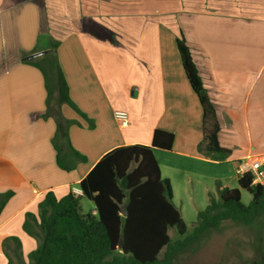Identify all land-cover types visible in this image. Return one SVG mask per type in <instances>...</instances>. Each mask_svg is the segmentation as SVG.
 I'll list each match as a JSON object with an SVG mask.
<instances>
[{"label": "crops", "instance_id": "0c3cea01", "mask_svg": "<svg viewBox=\"0 0 264 264\" xmlns=\"http://www.w3.org/2000/svg\"><path fill=\"white\" fill-rule=\"evenodd\" d=\"M174 13L195 31L187 37L181 27L214 110L219 146L229 151L222 161L201 149L202 110L178 52H107L108 41L121 43L106 19H172ZM55 42L70 101L61 104V117L70 122V146L85 158L74 160L59 141L66 169L56 163V121L46 115L40 69ZM152 108L161 110L156 121ZM168 109L179 119L162 124ZM115 111L127 113L126 128L118 126ZM179 128L180 148L173 140L169 151L152 152L161 178L179 181L187 195L195 180L208 198L207 183L223 187L219 167L232 163L235 171L246 156L264 154V0H0V194L13 192L0 212V264H7L2 242L10 237L19 240L28 263L37 241L22 224L26 213L37 214L47 192L57 199L80 194L79 182L107 152L150 145L155 129L176 136Z\"/></svg>", "mask_w": 264, "mask_h": 264}, {"label": "trees", "instance_id": "16d2710c", "mask_svg": "<svg viewBox=\"0 0 264 264\" xmlns=\"http://www.w3.org/2000/svg\"><path fill=\"white\" fill-rule=\"evenodd\" d=\"M56 46V42L52 43L51 49L43 53L44 59L52 60L56 77L55 108L49 105V80L42 64L40 69L48 92L46 115L56 121L52 140L56 163L66 169L60 161L59 141H65L74 160L85 158L70 146V122L61 117V104L70 101L54 53ZM176 49L202 110L201 149L207 156L222 161L229 151L219 146L213 107L190 51L180 38L176 39ZM173 140L172 133L155 129L150 145L120 146L104 154L79 182L80 194L69 191L57 199L51 191L47 192L38 204L37 214L26 213L22 224L23 231L37 241L36 248L28 254L27 264H174L186 250L195 252L209 233L219 232L224 222L250 227L264 214V183L253 184L252 175L245 174L237 179V185L251 195L248 205L241 203L239 189L217 183L216 197L208 193V204L188 229L172 202L170 183L161 178L152 152L153 149L169 151ZM12 196V191L0 194V212ZM82 197L92 203L94 213L82 212L79 205ZM171 228H176L179 240L171 241L168 235ZM120 240L121 248L118 247ZM9 243L13 245L8 247ZM2 251L7 264H25L17 238L5 239ZM248 264H264L260 246H257L256 258Z\"/></svg>", "mask_w": 264, "mask_h": 264}, {"label": "rangeland", "instance_id": "374dc122", "mask_svg": "<svg viewBox=\"0 0 264 264\" xmlns=\"http://www.w3.org/2000/svg\"><path fill=\"white\" fill-rule=\"evenodd\" d=\"M173 9L169 7L168 10ZM144 14V13H141ZM140 14V15H141ZM175 14L172 19H165L160 17H150L143 19H110L105 20L110 27H112L118 35L117 42L121 44L119 46L108 41L107 49L108 53H177L175 47V40L177 37L184 40L181 32L186 33L187 37L191 34L194 35L195 31L186 27L187 19L183 15H179L176 21ZM186 46L187 43H186ZM43 68L45 69L50 89L49 105L51 108L56 107L57 90L55 84V73L50 58H45L41 61ZM151 111H154L152 108ZM154 121L158 120L161 115V110L156 109ZM153 114V113H152ZM148 116L146 120H149ZM181 118V117H180ZM179 119L174 112L169 109L164 113L162 124H173ZM144 118H141V122H145ZM142 124V123H141ZM174 141L177 148H180L181 130L179 128L178 135L175 136ZM174 147H176L174 145ZM163 174H166L165 168H163ZM220 175L223 176L221 184L227 188H237V179L234 172V165L232 163L225 164L218 168ZM197 181H193L188 187L189 194L184 192V188L179 181L173 180L170 184L172 189V202L180 209L181 218L187 228L196 222L197 214L202 211L208 204V198L205 193H201V184L197 186ZM209 193L215 197L217 195V183H207ZM204 187H207L206 183H203ZM240 201L244 205H248L251 200V195L242 189H239ZM188 197L191 200H187ZM208 197V196H207ZM79 205L83 213H89L92 210L93 205L85 198L79 200ZM168 235L172 242L179 240L181 237L178 235L176 228L168 230ZM257 246L261 247L262 253H264V214H261L250 226L236 225L231 222H224L219 232H211L202 241L199 248L193 252L186 250L184 253L178 256L174 261V264H248L257 256ZM162 254V253H161ZM160 254V258L162 255Z\"/></svg>", "mask_w": 264, "mask_h": 264}, {"label": "built area", "instance_id": "2783aa9c", "mask_svg": "<svg viewBox=\"0 0 264 264\" xmlns=\"http://www.w3.org/2000/svg\"><path fill=\"white\" fill-rule=\"evenodd\" d=\"M114 118L121 129L128 126V116L124 111H115ZM238 178L245 174L252 175L253 184L264 183V154H251L240 160L235 168Z\"/></svg>", "mask_w": 264, "mask_h": 264}, {"label": "water", "instance_id": "95a60500", "mask_svg": "<svg viewBox=\"0 0 264 264\" xmlns=\"http://www.w3.org/2000/svg\"><path fill=\"white\" fill-rule=\"evenodd\" d=\"M29 58H31V57H29ZM123 215H125V213H123ZM118 247H119V248L122 247V240H120Z\"/></svg>", "mask_w": 264, "mask_h": 264}]
</instances>
